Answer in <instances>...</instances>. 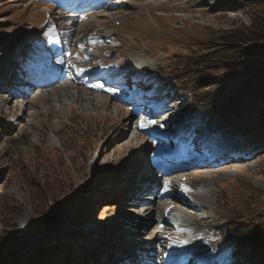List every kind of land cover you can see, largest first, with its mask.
Instances as JSON below:
<instances>
[{
	"label": "rangeland",
	"instance_id": "374dc122",
	"mask_svg": "<svg viewBox=\"0 0 264 264\" xmlns=\"http://www.w3.org/2000/svg\"><path fill=\"white\" fill-rule=\"evenodd\" d=\"M124 1L129 6L116 12L100 10L76 24L72 21L60 23L63 30L67 23L73 25L64 34L67 44L72 46L70 51H75L77 45L90 37V30L100 28L95 41L89 44L96 46L97 52L101 49L92 69H103L105 74L99 75L114 84L106 87L99 84L109 93L88 94L82 88L72 87L68 90L81 99L104 101L106 107L96 108L87 102L75 101L61 106L55 99L63 92L62 84L49 90V94L37 91L33 95L31 87L27 86L18 93L12 92L15 97L22 95L25 98L0 92V249L13 250L11 255L0 254V259L8 255L4 264H107L124 258L127 252L136 251L141 253L142 259L131 258V264H135L134 261L163 264L165 253L170 249L186 239H198L202 242L201 253L197 254V245L190 243L191 253L184 257L190 262L183 264H198L197 255L203 258V264H247L241 255L235 261L230 253L232 248L240 252V246L244 244L237 245L232 240L234 234L256 232L264 254V97L257 106L261 112L249 115L255 127L247 121L237 120L241 125L239 133L247 136L237 145L226 144L225 148H220L216 139L200 138L205 127L189 125L194 130L193 136H199L206 148L208 142L212 144L209 153L242 152L251 144L261 147L249 162L216 169L212 166L211 170L204 171H193L196 167L191 172L185 169L184 174L180 172L171 178L175 187L182 184L178 190L189 198L198 193L194 189L198 183L204 184V213L174 206L176 216L184 219L185 214V225L176 229V225L173 228L165 223L162 229L167 230H161L159 242L151 233L156 225L150 228L151 225L141 222L138 210L127 205V195L136 193L134 196H138L139 183L149 174L143 167L149 160L146 155L151 149L152 137L146 135L155 133L164 138L163 143L155 145L163 153L175 152L178 137L184 131L178 123L184 118L195 121L198 111L204 117L220 121L219 114L233 113L234 100L219 102L230 97V92L240 85V75L218 68L210 71L209 78H199L207 73L197 69L198 63L209 50V43L234 29L249 27L253 17L242 9V0L149 1H163L165 4L159 9L152 4L143 6L148 0ZM55 2L0 0V75L12 74L17 66L31 61L30 52L34 55L42 40L40 34L36 36L38 25L44 20L53 22ZM105 15L108 17L104 19ZM85 22L90 25L84 28ZM111 31L114 37L108 39L104 34ZM51 34L55 36L56 32L52 30ZM31 35H35L34 45L22 54L17 45ZM244 48L251 53L260 51V45L254 43L244 45ZM84 55H87V59L83 58L85 61L95 60L93 52ZM130 74L137 81L140 96L148 90L154 93L151 100L143 95L142 105L133 110L126 106L128 102L121 100L129 101L135 92L126 86L129 82L125 78ZM121 76L125 79L121 80L124 84L117 85V78ZM165 81L175 86V93H171L170 86H163ZM118 86L130 93L119 96L121 89L115 90ZM29 93L31 97L28 98ZM51 98L54 100H49ZM133 112L145 113L140 116V124L150 120L152 114L161 118L153 120L152 126L141 128L139 124L134 129L129 123ZM244 117L247 115L239 116ZM161 124L166 125L163 131L159 128ZM243 129H247V133ZM194 140L192 137L190 141ZM186 151L190 152L191 148ZM155 181L161 183L158 178ZM195 204L192 201L189 206ZM45 220L51 223L50 229L46 227V232L34 243L16 254L23 244L33 240L37 233L35 226ZM213 228L222 229L225 234L220 242L209 246L213 239L204 238L212 237L209 234ZM19 237L24 241L14 249L13 239ZM214 247L221 253L217 255L218 260L213 261ZM146 254L149 259H143ZM258 264H264V259L258 260Z\"/></svg>",
	"mask_w": 264,
	"mask_h": 264
},
{
	"label": "trees",
	"instance_id": "16d2710c",
	"mask_svg": "<svg viewBox=\"0 0 264 264\" xmlns=\"http://www.w3.org/2000/svg\"><path fill=\"white\" fill-rule=\"evenodd\" d=\"M240 3L242 9L253 17L252 24L247 28L240 27L234 29L230 33L218 36L217 40L211 41L212 43L208 45L209 50L199 60L197 68L207 73L199 78H209L210 71L218 68H223V70L229 73L236 72L240 75V85L230 92V97L219 102L221 104V102L234 100L236 104L232 103V107L234 108L233 113L224 112L219 114L218 117H222L223 119L221 118L220 121L215 120L213 122L216 127L224 124L231 132L235 133V136L237 131L238 134L241 131V125H239L237 120L240 122L247 121L248 125L254 126L249 120L251 119L249 115L254 116L261 112L258 111L257 106H259L258 104L261 103L264 97V0H242ZM249 43L259 44L260 51L253 53L246 51L244 45ZM193 63L190 64L193 65ZM241 112L243 116L247 115V117H244V119L239 118V116L242 117V115H239ZM200 113L203 114L202 112ZM233 115L239 119L233 118ZM202 119L210 120L212 118L206 116L202 117ZM243 132L247 133V129L246 131L243 129ZM49 224L50 222L45 220L35 227L38 230ZM22 240L23 238L21 237L14 238L13 244ZM232 240L236 241L237 245L244 243L240 246V252L234 249V259L237 255H241L244 261L248 260L246 262L252 264H258V260L264 259V256H262L264 255L263 251L259 245L260 239L256 232L251 234L244 233L241 236L237 233L234 234ZM6 253L7 250L5 248L0 252L1 255Z\"/></svg>",
	"mask_w": 264,
	"mask_h": 264
},
{
	"label": "bare ground",
	"instance_id": "6f19581e",
	"mask_svg": "<svg viewBox=\"0 0 264 264\" xmlns=\"http://www.w3.org/2000/svg\"><path fill=\"white\" fill-rule=\"evenodd\" d=\"M117 2L119 1V2H121L120 0H116ZM150 0H148L147 2H145V5H143V6H151V4H152V6H157L158 7V9H159V7L160 6H162L163 4H165L163 1H158L157 3H152V2H149ZM167 1H169V0H166V2ZM123 3H121V4H119V5H116L117 7H114V8H112V9H103V8H101V9H97V10H88V11H86V12H81L78 16H65V17H63V19H64V21H70V19H73V20H71L72 22H75L74 24H76V23H78V22H80L81 20L82 21H84L83 19H85L86 17H88L89 15H92V14H94L95 12H98V11H100V10H108V11H112V10H120V8H124L125 6L127 7V5L128 4H126V3H124L125 1L123 0L122 1ZM107 3H112V2H107ZM64 6H65V8H67L68 10H71L73 7H71V6H69V3L67 2V1H64ZM129 6V5H128ZM156 8V7H155ZM109 14V13H108ZM55 15H59L58 13H56L55 12ZM111 15V14H110ZM113 15V14H112ZM111 15V16H112ZM93 16V15H92ZM91 16V17H92ZM110 16V17H111ZM103 17V16H102ZM106 17H108V16H104V19L106 18ZM109 17V18H110ZM98 18V17H97ZM101 21V20H100ZM96 22V24H97V21H95ZM94 22V23H95ZM104 23H106V22H104ZM95 24V25H96ZM82 25V24H81ZM90 24H86V22H85V24H84V28L85 27H88ZM101 26H102V24H101ZM95 27V26H94ZM97 27V26H96ZM83 28V29H84ZM66 29V28H65ZM89 30V29H88ZM73 32V31H72ZM69 33V32H68ZM77 33V32H76ZM31 36H34V35H31ZM31 36H26V38H28V37H31ZM22 42V41H21ZM21 42L19 43V44H21ZM18 44V45H19ZM108 47V46H107ZM90 56H92V55H90ZM83 57H86L85 59H87V55H84ZM92 57H94V56H92ZM89 59V58H88ZM84 61L85 60H83V61H80L81 62V65L82 66H84L83 65V63H84ZM92 61V60H91ZM126 66V65H125ZM129 66V65H128ZM135 67V66H134ZM65 69H67V66H65ZM121 69V68H120ZM125 69V68H124ZM136 69H138V68H136ZM107 71H111V70H108L107 69ZM117 71V70H116ZM140 72V71H139ZM90 73H92V72H90ZM126 73V72H125ZM132 73V72H131ZM137 73V72H136ZM107 74V73H106ZM116 74V73H115ZM123 74V73H122ZM137 74H139V73H137ZM141 74V73H140ZM14 75V73L12 72V74H10V73H8L7 72V76L6 75H0V89H3V87L5 86V85H7L8 83H7V81L10 79V78H12V76ZM109 75V74H108ZM123 77L125 76V75H122ZM118 77L117 79H119V80H117V81H119L118 83L120 84L121 83V80H122V78L123 77ZM76 77L78 78V79H73V81H70V78H66V75H65V78L66 79H64V80H61V81H54L53 83H51L50 85H49V87H46V88H41V89H35L31 94H33L34 95V93H36L37 91H42V92H45L46 94H49L48 92H49V90H54V89H56V88H58V87H60V85L62 84V94L60 95V97L58 98V99H55L61 106H64V105H70L73 101H75L76 103H82V102H87V103H89L88 105H91L92 107H96L97 108V106H101V107H106V103H104V101H102V102H98L97 100H95V98H86V99H84V98H78V96H76V95H74L72 92H69V88L70 87H72L73 89H75V88H82V90L84 91V92H86V93H88V94H95V93H109V92H106L104 89H101V88H97V87H95V88H93V85H96V84H98V83H102L103 82V84L104 85H108V84H110L109 82H106V80L107 79H105L104 78V76L103 77H101L100 75H98V76H91V75H88V74H86V72L82 69V70H80L79 71V75H76ZM106 77V76H105ZM31 82V80H27L26 81V84H28V83H30ZM137 82V81H136ZM112 83H114V82H112ZM117 82H116V84H118ZM71 84V85H70ZM19 86H22V84L21 85H19V84H15V86L14 87H19ZM72 89V90H73ZM51 91V92H52ZM60 91V90H59ZM61 92V91H60ZM31 94L29 95V97H31ZM111 94V93H110ZM42 95V94H41ZM51 95V94H50ZM99 95V94H98ZM104 95V94H103ZM53 97V96H52ZM54 97H55V95H54ZM53 97V98H54ZM95 97H96V95H95ZM53 98H51V99H49V100H54ZM47 99V98H46ZM98 99H99V97H98ZM101 99V98H100ZM74 102V103H75ZM131 102H134V101H131ZM82 107V106H81ZM87 106L85 105V108H86ZM16 108V107H15ZM60 108V107H59ZM63 108V107H62ZM80 109V108H79ZM90 109V108H89ZM95 109V108H94ZM102 109V108H101ZM107 109V108H106ZM16 110V109H15ZM55 111V110H54ZM245 137H247V136H244V137H242V139H241V141L242 140H244L245 139ZM240 141V142H241ZM159 152V151H158ZM164 159V160H163ZM175 160H176V157L174 158ZM154 162H156V161H161L163 164H167V165H160L158 168H156V166H154L155 167V171H156V173L157 174H162L163 173V171L164 170H168L169 168L167 167V166H170L171 167V169L173 168L172 167V164H175L176 162H170V155H165L164 157H161V158H159L158 156H155L154 157V160H153ZM167 162H169V163H167ZM144 168V169H143ZM142 169L143 170H145V171H148V169L146 168V166L144 165V167H143ZM141 169V171H140V174L143 176V175H145L144 174V172H143V170ZM204 169H208V165H207V167L206 168H204ZM163 170V171H162ZM181 171H172L171 172V174H169L168 176H166V178H169L170 180H171V182H170V186H173V187H175V181L174 180H172L171 178H173V176H175V175H177L178 173H180ZM145 173H149V172H145ZM168 173V172H167ZM180 174H183V173H180ZM156 176L153 174V173H151L150 172V179L148 180V182L144 185L143 184V182H142V184H140L139 183V185L140 186H138V189H139V194H143L144 192H146L147 191V187H149V186H151V188H155L156 186H157V182L155 181L156 180ZM151 180V181H150ZM175 180H177V179H175ZM202 184V182H200V183H198V185H197V187H195L194 189L198 192L197 194H194V195H192L191 196V200H193L197 205L196 206H198V207H190L189 209L190 210H192L194 213H196L198 210H201V211H203L204 209H205V207H204V202H206V196H205V194H204V192H205V189H204V184L203 185H201ZM177 188H179V186H176V189ZM134 195H136V193L134 194ZM179 198V197H178ZM119 199V198H118ZM142 199V200H141ZM140 199V196H137V198H135L134 200H137V201H143V199H145V198H141ZM139 203V202H138ZM135 205H138L137 203L135 204ZM135 205H133L132 207H134ZM157 205V201H155V206ZM130 207V206H129ZM140 208H142V209H140ZM151 207H147L145 204H141L140 206H139V209H138V212H139V217H141L142 219H140L141 220V222H143V223H145L144 221H146V222H148V219H144L145 217H150V218H152L153 220H152V225L150 226V228H152V226L153 225H156L155 226V228H154V230H152V234H154V236L156 237V238H158L157 240L160 242V240L162 239L160 236V232H161V230H167V229H162L163 227V224H168L167 223V221L169 220V221H171V222H173V225H171V227L172 226H175V225H177V226H179V225H182V224H180L179 222H183L184 220L182 219V218H180L179 216H177L176 217V214H174L173 212H171V211H167V210H162L161 209V211H160V213L159 214H155V212H154V210L153 209H150ZM137 210V209H136ZM181 210V209H180ZM175 212V211H174ZM199 212V211H198ZM207 218V217H206ZM186 221V220H185ZM158 222V223H157ZM162 224V225H161ZM192 224V223H191ZM20 226H21V224H19ZM187 225V224H186ZM142 225H140V227H141ZM168 226H170V224L168 225ZM139 228V227H138ZM186 234V233H185ZM160 235V236H159ZM191 241V240H190ZM190 241H188L187 239L186 240H184L183 242H182V244L181 245H178L177 247H175L174 249L172 248L171 250H169L168 252H166L165 254H166V258H165V262L163 263V264H177V262L178 261H181V262H190L188 259H185V258H187L188 257V255L187 254H190L191 252L189 251V249L190 248H192V246L190 245ZM196 253V252H195ZM185 257V258H184ZM199 261H198V259H197V263H198ZM180 263V262H179ZM189 264V263H188Z\"/></svg>",
	"mask_w": 264,
	"mask_h": 264
},
{
	"label": "water",
	"instance_id": "95a60500",
	"mask_svg": "<svg viewBox=\"0 0 264 264\" xmlns=\"http://www.w3.org/2000/svg\"><path fill=\"white\" fill-rule=\"evenodd\" d=\"M51 225V223L48 225V226H45V227H42V228H44V229H42V228H40V229H38V230H36V235H35V237L33 238V240L32 241H29V242H27V243H25V244H23V246H21L22 245V243H23V241H24V239L22 240V241H20V242H18V243H16V244H14V249H17L18 247H20V249H18V252L16 253V254H18L21 250H23V249H25V248H27V247H29L32 243H34L35 242V240H37L38 238H39V236L41 235V234H43V232H46V227L48 228L47 230H49L50 229V226ZM12 252H13V250L11 251L10 250V252H9V250L7 251V253L6 254H12ZM7 255V256H8ZM6 256V257H7ZM5 256L4 257H2L1 259H0V262L2 263V264H4L6 261H7V258H6Z\"/></svg>",
	"mask_w": 264,
	"mask_h": 264
},
{
	"label": "snow or ice",
	"instance_id": "6c2138e0",
	"mask_svg": "<svg viewBox=\"0 0 264 264\" xmlns=\"http://www.w3.org/2000/svg\"><path fill=\"white\" fill-rule=\"evenodd\" d=\"M49 31H52V29H50ZM81 49H83L84 48V45L83 44H81L80 46H79ZM82 57H80L79 55H77V59H81ZM83 58H86V57H83ZM95 87H102V85H94ZM155 123V121H153V120H148L147 122H141V124H140V127L141 128H146V127H148L150 124H154ZM167 190V189H166ZM185 191H187V189H184Z\"/></svg>",
	"mask_w": 264,
	"mask_h": 264
}]
</instances>
